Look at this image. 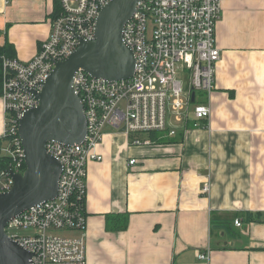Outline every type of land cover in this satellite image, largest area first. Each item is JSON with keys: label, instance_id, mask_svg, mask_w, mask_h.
<instances>
[{"label": "crops", "instance_id": "obj_1", "mask_svg": "<svg viewBox=\"0 0 264 264\" xmlns=\"http://www.w3.org/2000/svg\"><path fill=\"white\" fill-rule=\"evenodd\" d=\"M59 10V0H0V46L32 59ZM216 39L209 119L151 145L105 129L103 159L88 164L87 264H264V0H223ZM5 119L0 95V137Z\"/></svg>", "mask_w": 264, "mask_h": 264}, {"label": "built area", "instance_id": "obj_2", "mask_svg": "<svg viewBox=\"0 0 264 264\" xmlns=\"http://www.w3.org/2000/svg\"><path fill=\"white\" fill-rule=\"evenodd\" d=\"M59 1L50 34L32 59L0 58L6 113L0 137V194L12 188L13 173L25 170L19 127L24 113L39 105L35 93L42 91L56 62L77 50L80 39H95L97 17L112 0ZM222 1L140 0L123 29V41L135 56L133 76L109 81L82 69L76 71L73 87L84 104L86 137L72 145L47 142V152L62 165L57 196L17 214L5 226L8 236L32 254L31 264H87L88 164L103 159L97 147L107 127L123 130L133 145H151L150 133L175 135L176 124L184 122L187 127L192 115L209 119L211 104L202 99H209L216 89L221 58L216 25ZM180 73L187 77L186 90L178 78ZM199 92L204 95L200 99ZM169 113H176L174 122L168 119ZM209 190L207 181L203 191ZM235 224L241 226L240 220ZM25 230L33 231L22 233ZM72 231L81 233L67 234ZM199 258L207 260L209 255L200 253Z\"/></svg>", "mask_w": 264, "mask_h": 264}, {"label": "water", "instance_id": "obj_3", "mask_svg": "<svg viewBox=\"0 0 264 264\" xmlns=\"http://www.w3.org/2000/svg\"><path fill=\"white\" fill-rule=\"evenodd\" d=\"M139 1L112 0L105 5L96 20L95 39H80L77 50L56 62L42 91L35 93L39 105L21 118L26 167L23 173H13L12 188L0 194V264H31L32 254L8 236L5 226L17 214L56 198L62 165L47 152V142L72 145L86 137L84 104L73 87L76 71L109 81L133 76L135 56L123 41V29Z\"/></svg>", "mask_w": 264, "mask_h": 264}, {"label": "trees", "instance_id": "obj_4", "mask_svg": "<svg viewBox=\"0 0 264 264\" xmlns=\"http://www.w3.org/2000/svg\"><path fill=\"white\" fill-rule=\"evenodd\" d=\"M11 48H12V46L9 43H7L4 46H0V58H1V56H5V55L9 57V55L12 54V52H13ZM1 85H2V66L0 64V95L2 94ZM197 120H200V119H196L192 115L190 121L188 122V126L189 127H191L193 125L195 126ZM168 136H169V131L154 132V133H150L148 135V137H150L152 139V141H158V139H160V138H162V141H163V140H166V138ZM126 226H127V219L125 221V224L122 225L120 228H124Z\"/></svg>", "mask_w": 264, "mask_h": 264}, {"label": "rangeland", "instance_id": "obj_5", "mask_svg": "<svg viewBox=\"0 0 264 264\" xmlns=\"http://www.w3.org/2000/svg\"><path fill=\"white\" fill-rule=\"evenodd\" d=\"M178 78H179V79L182 81V83H183V89L186 90L187 85H188V81H187V77H186V75L180 73V74H178ZM198 95H199V99L202 98V97L204 96L201 92H199ZM191 109H192V107H191ZM175 115H176V113H169V114H168V119H169L171 122H174ZM25 231H26V232H25ZM25 231H22V233H30V232H32L33 230H25ZM60 234H63V233H60Z\"/></svg>", "mask_w": 264, "mask_h": 264}]
</instances>
